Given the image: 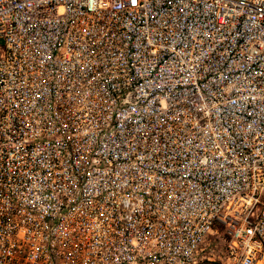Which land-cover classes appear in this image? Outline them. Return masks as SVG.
I'll list each match as a JSON object with an SVG mask.
<instances>
[{"label":"built area","instance_id":"1","mask_svg":"<svg viewBox=\"0 0 264 264\" xmlns=\"http://www.w3.org/2000/svg\"><path fill=\"white\" fill-rule=\"evenodd\" d=\"M264 264V0H0V264Z\"/></svg>","mask_w":264,"mask_h":264},{"label":"rangeland","instance_id":"2","mask_svg":"<svg viewBox=\"0 0 264 264\" xmlns=\"http://www.w3.org/2000/svg\"><path fill=\"white\" fill-rule=\"evenodd\" d=\"M201 247L196 264H205L204 261L218 262L223 250V240L218 233H213L205 239Z\"/></svg>","mask_w":264,"mask_h":264},{"label":"trees","instance_id":"3","mask_svg":"<svg viewBox=\"0 0 264 264\" xmlns=\"http://www.w3.org/2000/svg\"><path fill=\"white\" fill-rule=\"evenodd\" d=\"M205 264H219L218 262L215 261H204Z\"/></svg>","mask_w":264,"mask_h":264}]
</instances>
